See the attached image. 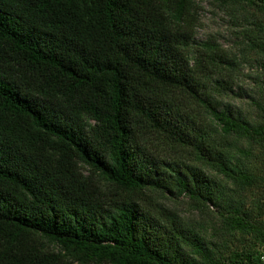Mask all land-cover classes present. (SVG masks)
Wrapping results in <instances>:
<instances>
[{"label": "trees", "instance_id": "trees-1", "mask_svg": "<svg viewBox=\"0 0 264 264\" xmlns=\"http://www.w3.org/2000/svg\"><path fill=\"white\" fill-rule=\"evenodd\" d=\"M211 1L264 71V0ZM196 3L0 0V264H264V123L221 102L238 61ZM156 193L216 207L211 237Z\"/></svg>", "mask_w": 264, "mask_h": 264}, {"label": "rangeland", "instance_id": "rangeland-1", "mask_svg": "<svg viewBox=\"0 0 264 264\" xmlns=\"http://www.w3.org/2000/svg\"><path fill=\"white\" fill-rule=\"evenodd\" d=\"M196 12L198 16L196 40L216 42L238 61L232 73L233 90L219 97L224 107H230L243 114L254 124L264 123L262 58L249 47L245 38L246 30L252 26L253 21L249 19V15L241 5L231 3L197 0ZM240 146L241 144H238L237 147L240 148ZM255 153L259 155L260 148H256ZM262 153L264 154V149ZM208 172L216 174L210 169ZM154 198L157 204L175 211L184 222L203 229L208 238L211 237L210 228L218 221L215 206L212 212H201L186 196L179 198L168 193H156Z\"/></svg>", "mask_w": 264, "mask_h": 264}, {"label": "built area", "instance_id": "built-area-1", "mask_svg": "<svg viewBox=\"0 0 264 264\" xmlns=\"http://www.w3.org/2000/svg\"><path fill=\"white\" fill-rule=\"evenodd\" d=\"M263 260H264V257H263Z\"/></svg>", "mask_w": 264, "mask_h": 264}]
</instances>
